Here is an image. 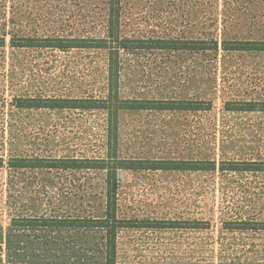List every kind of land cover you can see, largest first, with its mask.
I'll return each mask as SVG.
<instances>
[{
    "label": "rangeland",
    "instance_id": "374dc122",
    "mask_svg": "<svg viewBox=\"0 0 264 264\" xmlns=\"http://www.w3.org/2000/svg\"><path fill=\"white\" fill-rule=\"evenodd\" d=\"M121 5V36L145 41L136 46L156 39L264 40V0H121ZM107 20L108 0H0L5 40L0 46V264H103L99 231L12 225L25 217H103L106 170L9 164L19 157L115 165L107 111L16 107L19 97L106 99L108 50L11 46L14 35L111 43ZM120 62L122 98L204 100L212 107L120 113L118 158L214 160L217 168L119 170L120 218L210 225L121 229L117 264H264V229H238L244 221L264 223V172L221 170L228 161H264V52L137 47L122 52ZM244 102H256V109H231ZM12 235L18 245L10 251Z\"/></svg>",
    "mask_w": 264,
    "mask_h": 264
},
{
    "label": "trees",
    "instance_id": "16d2710c",
    "mask_svg": "<svg viewBox=\"0 0 264 264\" xmlns=\"http://www.w3.org/2000/svg\"><path fill=\"white\" fill-rule=\"evenodd\" d=\"M122 5L121 0H108V36L115 39L111 42L103 38H35L29 36H13L11 46L14 48H54V49H106L109 52V68L107 79L106 99H59V98H23L16 99L17 108H75V109H102L107 111L108 116V139L110 145L114 146L115 165L110 168L105 160L97 159H42V158H12L10 167L13 168H46V169H102L107 172V190L105 215L101 218H74L61 216H41L15 218L14 228L28 229H81L101 232L102 242L101 253H103V264H117V236L124 228H209L210 222L206 221H166L157 220L156 225H149L144 221L136 222L122 219L118 216V171L128 170H163V171H212L217 168L214 160H139L121 159L117 156V144L119 139V117L120 113L127 111H205L212 107L211 101L191 100H165V99H125L120 95L121 82V53L133 50L137 47L154 50L169 51H219L227 52H264V40H224L221 44L217 39L211 40H186V39H156L151 40L147 47L136 46L138 43H145L143 40H134L121 36L122 27ZM5 43L0 38V46ZM256 102H244L238 107L231 108L239 111H253L256 109ZM264 106V102L261 103ZM264 111V107L262 109ZM4 159L0 157V167ZM221 170L226 171H258L264 172V161H228L223 163ZM146 224V225H144ZM153 224V223H151ZM155 224V223H154ZM264 223L255 221H244L238 226L240 230L264 229ZM229 229L236 227L230 226ZM12 236L8 240V250L17 249L16 242L13 243ZM18 242V241H17Z\"/></svg>",
    "mask_w": 264,
    "mask_h": 264
}]
</instances>
